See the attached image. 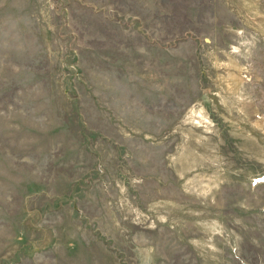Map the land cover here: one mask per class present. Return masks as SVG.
<instances>
[{
  "label": "rangeland",
  "instance_id": "374dc122",
  "mask_svg": "<svg viewBox=\"0 0 264 264\" xmlns=\"http://www.w3.org/2000/svg\"><path fill=\"white\" fill-rule=\"evenodd\" d=\"M0 264H264V0H0Z\"/></svg>",
  "mask_w": 264,
  "mask_h": 264
}]
</instances>
